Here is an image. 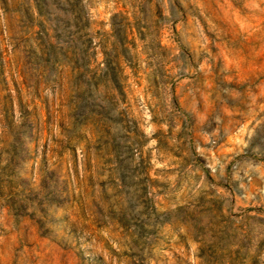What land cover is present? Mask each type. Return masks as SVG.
<instances>
[{
    "label": "rangeland",
    "instance_id": "374dc122",
    "mask_svg": "<svg viewBox=\"0 0 264 264\" xmlns=\"http://www.w3.org/2000/svg\"><path fill=\"white\" fill-rule=\"evenodd\" d=\"M0 52V264H264V0H0Z\"/></svg>",
    "mask_w": 264,
    "mask_h": 264
},
{
    "label": "crops",
    "instance_id": "0c3cea01",
    "mask_svg": "<svg viewBox=\"0 0 264 264\" xmlns=\"http://www.w3.org/2000/svg\"><path fill=\"white\" fill-rule=\"evenodd\" d=\"M245 79L243 78H230V81H234L233 82V86L235 87V85H240V83H242V81H244ZM246 81V80H245ZM238 83V84H235ZM242 85V84H241ZM252 85V84H251ZM236 88H240L239 86ZM247 95H250L249 97L251 98V96H253L254 94V90L251 87H248L246 89H244ZM240 93L238 92V94L236 96H234V98H230L229 102H233L235 101L236 97H241L239 96ZM237 100V99H236ZM228 113V120L226 121V127L224 125V129L227 132V137H226V142L222 144V147H224V153L226 155H231V154H236L241 148V144H239L238 141L242 140V136L244 138H247V131H249L248 133H252V126L256 125L257 123H260L259 118H260V113H262V121L261 123H264V102H255V101H251V100H245V109L241 110V109H228L227 111ZM244 116V117H243ZM245 118L243 119V121L240 118ZM243 122V129H239V126L242 124ZM236 125V129H232L230 128V126H234V124ZM252 134H249V137ZM250 139V138H248ZM251 140V139H250ZM257 193V192H255ZM232 194L234 196H236L235 192H232Z\"/></svg>",
    "mask_w": 264,
    "mask_h": 264
},
{
    "label": "trees",
    "instance_id": "16d2710c",
    "mask_svg": "<svg viewBox=\"0 0 264 264\" xmlns=\"http://www.w3.org/2000/svg\"><path fill=\"white\" fill-rule=\"evenodd\" d=\"M0 83H2L4 86H7V87H9V84H10L9 78H8V76L6 74V70H5L4 58H3V55L1 52H0ZM9 95L12 98V94L10 93ZM27 112H28L27 110L22 111L24 121L22 122L21 126H18L16 119H15L16 115L14 112L13 100L11 99L10 104H5L3 106V114H4L3 115V121L7 127L9 134L12 135L13 138L15 139V140H13L15 143L18 141L22 142V139L20 138L18 133H19V131L21 132V128L23 126H26V122H27V119L29 117V115H28L29 113H27Z\"/></svg>",
    "mask_w": 264,
    "mask_h": 264
}]
</instances>
